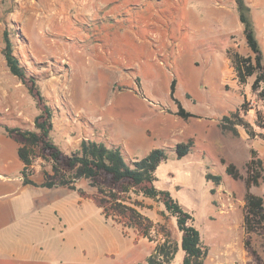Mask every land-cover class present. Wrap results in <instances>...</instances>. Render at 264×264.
Instances as JSON below:
<instances>
[{"label": "rangeland", "instance_id": "rangeland-1", "mask_svg": "<svg viewBox=\"0 0 264 264\" xmlns=\"http://www.w3.org/2000/svg\"><path fill=\"white\" fill-rule=\"evenodd\" d=\"M246 2L252 9L264 58V0ZM5 33L28 76L36 80L44 103L52 109L51 136L64 153H77L83 140L105 141L136 161L140 159L133 160L130 153L143 158L155 148H175L179 143L168 142L183 141L189 134L198 135L199 141L206 135L217 139L218 148L203 152L194 148L186 157L173 154L161 162L155 187L168 191L194 217L202 244L209 250L204 264H214L229 246L239 254L249 239L244 233L246 164L255 149L264 166V140L249 138L241 127L238 136L224 133L219 123L239 109L257 108L264 113V103L250 85L239 84L228 54L252 55L236 0H0V126L20 130L10 133L5 129L16 137L20 148L24 145L21 132L34 129L41 107L29 88L9 71L3 55ZM174 80V97L187 112L199 116L184 119L178 115L171 96ZM200 116L203 120L197 119ZM246 119L254 124L256 114L250 113ZM186 122L189 127L184 133ZM148 129L153 133L147 137ZM191 140L196 146V139ZM35 155L34 173L36 168L38 177H44L45 170L53 175L51 163L37 152ZM230 161L243 179L226 174ZM207 173L221 175V184L207 181ZM75 185L95 193L89 181L77 180ZM250 191L264 199V182ZM69 198L75 206L78 196ZM139 201L153 223L152 241L133 230H127L124 235L129 237H124L121 227L107 223L90 200L89 206L83 205L87 219L82 239L88 264L101 263L94 257L111 250L106 237L124 245L120 251H128L129 244L130 251L126 256L120 252L103 259L104 264H147L155 247L165 241L178 247L171 264H183L182 234L176 219L164 215L161 203ZM96 233H106L104 242ZM249 245L255 253L247 250V264H264V230L251 235ZM46 255H41L43 260ZM59 255L54 253L53 259L58 261ZM240 263L238 259L232 262Z\"/></svg>", "mask_w": 264, "mask_h": 264}, {"label": "trees", "instance_id": "trees-1", "mask_svg": "<svg viewBox=\"0 0 264 264\" xmlns=\"http://www.w3.org/2000/svg\"><path fill=\"white\" fill-rule=\"evenodd\" d=\"M240 23L243 25L247 45L251 56H241L238 53L228 52L233 62L239 84L251 86L258 101L264 103V58L262 47L257 36L256 27L252 17V9L246 0H236ZM5 47L3 55L10 73L17 77L29 88V93L35 98L41 107L40 113L34 119V129L21 132L24 145L19 148V157L24 163V183L37 186L31 179L34 176V159L37 152L40 157L51 163L53 175L44 171V183L42 187L52 189L55 186L68 188L82 199L92 201L107 222L121 227L123 234L127 230H133L137 235L152 241L153 223L145 215L144 205L139 198L151 199L161 203L165 216L176 219L178 231L181 235V249L185 256L183 264H204L209 255L208 248L202 244L201 234L195 226L194 217L186 212L178 201L171 197L168 191L158 190L155 187V172L159 164L166 161L171 155L181 159L188 156L195 148L194 140L179 143L175 148L162 147L153 149L146 157L132 161L114 145H106L103 142L83 140L77 153L68 155L54 143L51 133L53 130L52 109L44 103V97L37 88L34 78L28 76L25 68L14 54L13 43L9 35H4ZM253 82L250 83V80ZM176 89L175 80L171 84V96L178 105V115L184 119L195 118L196 115L187 112L180 102L174 97ZM256 114L254 124L246 117L250 113ZM224 133L238 136L239 127L243 128L251 139L264 140V113L255 108L249 110L239 109L228 116H224L219 123ZM259 131H257V129ZM10 133L20 132L18 129L5 128ZM226 164L225 160H222ZM247 176L244 178L236 166L232 163L226 165V174L235 180L245 179L247 194L245 197V233L249 239L245 246L255 253L250 245V236L259 234L264 230V199L250 190L253 186H259L264 182L263 161L259 153L251 150V159L246 164ZM206 180L220 185L221 175L207 173ZM55 182L54 180H57ZM77 180L89 181V185L95 193L88 194L75 185ZM214 189H212V194ZM178 247L170 241L160 243L154 252L147 258V264H171L175 259Z\"/></svg>", "mask_w": 264, "mask_h": 264}, {"label": "crops", "instance_id": "crops-1", "mask_svg": "<svg viewBox=\"0 0 264 264\" xmlns=\"http://www.w3.org/2000/svg\"><path fill=\"white\" fill-rule=\"evenodd\" d=\"M223 25L225 33L229 32L225 29V21ZM222 73L225 74V58ZM159 112L160 114L164 113L162 110ZM192 114L199 116L195 113ZM197 119L200 120L202 117ZM164 120L167 121V117ZM187 127L189 124L186 122L185 126L182 127L184 133ZM160 129L162 130V128ZM152 133L153 131L148 129L145 135L151 136ZM192 138L196 139L195 149L202 152L218 148L221 145L217 139L208 135L204 141H199L200 138L196 134L184 136L185 140L183 141L174 139L168 143L170 145L183 143ZM110 143L114 144L113 141ZM18 150L19 141L16 137L11 136L4 127L0 126V166H2L0 167V264H88L87 250H84L86 246L84 247L85 244L82 239L86 230L82 225L86 223L87 219L83 212V205L89 206L87 203L89 200L82 199L77 192L65 191V188L49 189L42 187L44 177L40 175L38 177L36 168L31 179L37 186L25 184L24 163L19 157ZM132 155L129 154L133 160L142 159ZM229 163H233V161ZM22 194L24 195L22 196ZM71 194L78 196L74 201L75 206L72 205L69 198ZM92 204L94 203L92 202ZM107 223L115 226L111 222ZM244 233L242 231V235ZM98 235L100 240L104 242L103 237L106 236V233ZM240 235L241 233H239V239ZM123 236L129 237L124 234ZM132 239L136 245L134 238ZM104 240L110 243L111 250H105V252L94 257L101 260L99 264H104V260L114 257L120 252L124 256L129 254V244L126 246L128 251H120L119 243L113 237H106ZM103 246L105 247L104 243ZM120 248L125 249V246L122 245ZM247 250L249 249L245 245L244 247L241 246L237 255L229 246L214 260V264H232L237 259L240 260V264H247ZM57 252L60 254L59 260L66 259L67 261H55L53 259L54 253ZM46 253L47 255L43 260L41 255ZM243 261L245 263H242Z\"/></svg>", "mask_w": 264, "mask_h": 264}]
</instances>
